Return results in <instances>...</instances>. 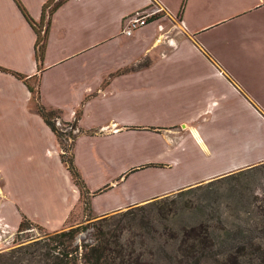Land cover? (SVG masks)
Listing matches in <instances>:
<instances>
[{
    "label": "crops",
    "instance_id": "0c3cea01",
    "mask_svg": "<svg viewBox=\"0 0 264 264\" xmlns=\"http://www.w3.org/2000/svg\"><path fill=\"white\" fill-rule=\"evenodd\" d=\"M17 1L38 23L46 0ZM263 8L264 0H64L50 15L37 62L33 28L15 0H0L1 213L19 211L56 229L79 196L59 160L55 135L11 72L29 85L36 79L45 109L65 119L80 110L72 162L88 193L105 188L91 197L96 213L264 162ZM153 9L152 22L130 35L121 32L124 17ZM201 18L206 22L194 23ZM237 21L244 26L241 57L253 64L249 78L246 71L235 75L227 57ZM248 114L262 138L248 141L241 120L233 124ZM136 132L144 135L148 155L134 164ZM248 143L258 149L243 153ZM132 164L150 165L126 173ZM135 173L144 175L141 184ZM96 198L104 200L95 204Z\"/></svg>",
    "mask_w": 264,
    "mask_h": 264
},
{
    "label": "trees",
    "instance_id": "16d2710c",
    "mask_svg": "<svg viewBox=\"0 0 264 264\" xmlns=\"http://www.w3.org/2000/svg\"><path fill=\"white\" fill-rule=\"evenodd\" d=\"M51 1L52 0H46L41 6L38 23L44 21L46 16L44 28L41 30L36 26L35 22L27 14L22 5L15 0L20 12L35 32L34 55L37 62L42 57L50 15L64 0H56L49 6ZM153 16L151 18H153ZM40 32L41 35H39ZM11 73L15 75V77L23 80L33 96V89L26 82L24 76L16 72ZM34 98L37 100L35 111L49 129L57 135V130L49 121L50 115H52L54 111L45 109L38 102V94L36 97L34 96ZM77 119L78 117L74 118L70 126H75ZM69 155L68 159L66 158L63 160L69 176L79 193L86 192L84 182L72 162V153ZM263 164L264 162H261L232 171L208 180L206 183L227 182L228 189L223 191V193L220 192L219 195L225 199L231 198L234 200L236 212H248V210L251 209V203L248 198L249 196L245 192L247 191V186L241 183L242 181L238 178L247 170L257 168ZM145 165L150 164H144L143 166ZM191 188L192 187L180 189L172 196L165 195L155 198L140 205L129 207L123 211L103 216L83 225L69 227L64 230L50 233L46 232L42 237L34 241L36 245L35 264H144V261L140 257V250L149 249L152 246L151 241L154 240V237L150 235L149 230L152 217L155 216L165 219L166 216L174 212L178 206V201L175 197L180 196ZM104 189L105 188H101L95 192ZM243 190L245 191L242 195ZM262 204L263 205L258 204L259 206L254 205V208L258 210L261 215L264 213V202ZM183 205L186 206V203ZM23 227L24 222L20 221L17 228L23 229ZM137 228H143L144 232L139 233L134 231V229ZM87 229H91V238L89 240L80 239L76 241L77 236ZM222 230L220 239H217L215 233L210 229V225L204 219L180 226L176 230L166 225L164 229L166 237L159 243L161 249L165 251L167 249L169 250V253H165L166 263L224 264V260L232 258L231 262L234 259L233 264H239L236 258L239 256L246 257L248 260L259 259L261 261L264 259V247H262L260 243L252 240L253 236L251 232L255 230L254 227L248 229L237 226L235 230L222 227ZM257 232L264 235V225L262 228L258 229ZM125 233H127V237H124ZM23 246H19L11 252L16 250L17 253L32 256V250L29 251V249H27L28 247L23 250ZM148 249L147 251H149ZM4 256H6V253H1L0 260H2ZM17 261H19V259L16 258L15 262Z\"/></svg>",
    "mask_w": 264,
    "mask_h": 264
},
{
    "label": "rangeland",
    "instance_id": "374dc122",
    "mask_svg": "<svg viewBox=\"0 0 264 264\" xmlns=\"http://www.w3.org/2000/svg\"><path fill=\"white\" fill-rule=\"evenodd\" d=\"M55 1L56 0H52L49 6ZM169 7L172 9L180 8V7H183V3H181L179 6L177 5L173 6V4L171 5L169 3ZM155 10H157V12ZM142 11H145V10H142ZM262 11L264 12V8L261 10V12ZM148 12H155L153 14L156 15L158 14V9H153L152 11H148ZM260 15H264V14H260ZM124 18L121 21V32H122V28L124 24L123 22ZM255 19H259V16H256ZM204 22L206 21L202 20L201 18L195 21L194 23L201 24ZM43 23L44 21H42L41 23H35V24L38 28L42 30ZM243 29H244V26H243L242 21H237L234 26L235 36L233 40L230 42V45H229L230 52L228 53V56H227L230 60V65L235 75L237 76H243V71H246V73L247 71L253 72V64L248 63L246 58L241 57L243 54V51L245 52L244 45L241 41V34L243 32ZM39 35H41V32L39 33ZM249 77L250 75L249 73H247L246 78H249ZM36 83H37L36 79H33L30 81V85L33 89V100H32L33 109H35V105L37 104V100H35L34 98V96L36 97L37 95ZM34 85H35V89H34ZM135 100L137 101L138 99L135 98ZM140 111L141 110L137 108L136 117L137 119H140L142 121L143 114H142V111L141 112ZM115 113H117V111H115ZM79 115H80L79 109H75L72 112L70 119L63 118V116H61L56 110L53 112L52 115H50L49 121L51 122L53 127L57 130V135H55L54 133L53 134L55 135V139H56L59 160L63 164L64 167H65V163L63 162V160H65L66 158L67 159L69 158L73 140L76 134L81 132V128L77 125V122L75 126H70L72 120L76 117L79 118ZM233 119H234L233 124H235L236 120L238 119L241 120V126H242L241 135L243 137H247L248 141H251V140L254 141L259 138H262V135H263L261 132L262 130L256 126L257 124L255 122V119L250 114L243 115L241 117H237ZM240 120H238V122ZM136 133L137 134L135 136V147H134V150H132V153H130L131 155L130 163H134V164L145 161V158L148 155V153H146L147 149L145 148L146 142H145L144 135L142 133H138V132ZM252 143H248V145L252 147H247L248 149L245 148L242 150V152L245 153L246 151L247 152L252 151V153H254V151H256V149L258 148L253 149L254 147ZM125 155L127 156L128 153L126 152ZM122 163L123 162L121 161L119 166L123 165ZM143 165L144 164L136 165V166L133 165L129 170L126 171V173L135 172L138 169L146 167V165L145 166ZM132 169H135V170H132ZM133 176L134 178L136 177L137 179L136 181L138 184H141L143 180H145L144 175L141 173H135L133 174ZM238 179L242 181L241 183H244L247 186V191L243 190L242 195L244 194V191H245L247 195L249 196L248 198L251 203V209L248 210V212H240V213L238 211L236 212L234 208L235 201L232 200L231 198L225 199L224 197L219 195L220 192L223 193V191L228 189L227 182L225 181L224 182H212L209 184L206 183L207 182L206 181V182L200 183V185L197 184L199 186H196V185L189 186L192 188L184 192L180 196L175 197L178 201L177 203L178 206L176 207L174 212H171L170 214H168L165 219L155 217V216L152 217L151 227L149 228L150 235L154 237V240L151 241L152 246L149 249L147 248L149 251H147V249L140 250V254H141L140 257L144 261V264L145 263L167 264L165 253L166 252L169 253V250L167 249L165 251L161 249L160 248L161 246L159 245V243H161L166 237L165 231H164L166 225L176 230L180 226L191 224L196 221L203 220V219L208 222V224L210 225V229L215 233V235L217 236V239H220L222 235V231H223L222 227L228 228L231 230H235L237 226H240L242 228H248V229H251L254 227L255 230L251 232V235L253 236L252 240L254 242L260 243L261 246L264 247V235L257 232L258 229L262 228V226L264 225V213L261 215L258 212V210L254 208V205H258V204L263 205L262 203L264 202V164L257 168L247 170ZM138 180H141V181H138ZM94 192L95 191H93V193ZM98 192L100 191H97L94 194L88 193L86 189V192L79 193L77 201L75 202L74 206L69 211L67 217L63 220V222L61 223V226L56 229L49 227V225H43L39 222V220L37 221L36 219L35 220L31 219L27 217L24 213L19 212V211L14 212L12 214L11 213L6 214L7 217H5L4 216L5 214L3 215L0 211V254L6 253V256H4L2 260H0V264H35L36 245L34 244V241L42 237L44 233L46 232L50 233L54 231L64 230L69 227L83 225L90 221L99 219L103 216L111 215L112 213L123 211L129 207H132V206H129L122 210L111 211V212H107L104 214L96 213L92 207L91 197L97 194ZM175 192L167 194V195L172 196L174 195ZM54 199L57 202L56 208L58 210L59 207L61 208L60 198L56 197ZM3 200L4 199H2V202ZM103 200H104L103 198H98V199L96 198L93 203L100 204L103 202ZM185 203H186V206L183 205ZM136 205H140V204H136ZM37 210L38 209L36 208L35 216H37L36 213H39L41 217L42 211H37ZM13 216L15 218L14 221H13ZM20 221L24 222L23 229L17 228L18 223ZM134 231L143 233L144 229L137 228V229H134ZM90 232H91V229H87L86 231L81 232L77 236L76 241L80 239L89 240L91 238ZM124 237H127V233L124 234ZM19 246H23V250H25L27 247L29 251L32 250L31 252L32 256L17 253L16 250L11 252L12 250L18 248ZM16 258L19 259V261L15 262ZM236 258L239 264H264V259H262L261 261L259 259L248 260L246 257H243V256H239ZM231 259L232 258L224 260V264H233L234 259L232 262H231Z\"/></svg>",
    "mask_w": 264,
    "mask_h": 264
},
{
    "label": "built area",
    "instance_id": "2783aa9c",
    "mask_svg": "<svg viewBox=\"0 0 264 264\" xmlns=\"http://www.w3.org/2000/svg\"><path fill=\"white\" fill-rule=\"evenodd\" d=\"M153 13L155 12L138 11L130 16L125 17L123 20L124 24H123L122 32L125 35H130L131 32H133L134 30L152 22L151 17L154 15ZM158 28L161 29L159 25Z\"/></svg>",
    "mask_w": 264,
    "mask_h": 264
}]
</instances>
